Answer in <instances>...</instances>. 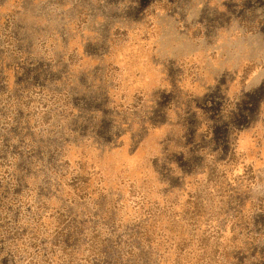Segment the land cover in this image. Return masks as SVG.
<instances>
[{"label": "rangeland", "instance_id": "rangeland-1", "mask_svg": "<svg viewBox=\"0 0 264 264\" xmlns=\"http://www.w3.org/2000/svg\"><path fill=\"white\" fill-rule=\"evenodd\" d=\"M0 264H264V0H0Z\"/></svg>", "mask_w": 264, "mask_h": 264}]
</instances>
